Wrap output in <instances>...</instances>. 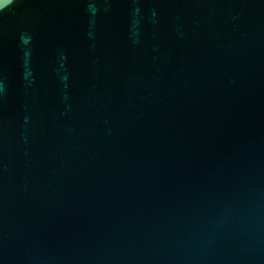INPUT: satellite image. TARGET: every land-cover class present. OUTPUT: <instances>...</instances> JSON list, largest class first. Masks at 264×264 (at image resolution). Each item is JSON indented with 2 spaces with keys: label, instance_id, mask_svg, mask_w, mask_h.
<instances>
[{
  "label": "water",
  "instance_id": "95a60500",
  "mask_svg": "<svg viewBox=\"0 0 264 264\" xmlns=\"http://www.w3.org/2000/svg\"><path fill=\"white\" fill-rule=\"evenodd\" d=\"M0 264H264V0H0Z\"/></svg>",
  "mask_w": 264,
  "mask_h": 264
}]
</instances>
